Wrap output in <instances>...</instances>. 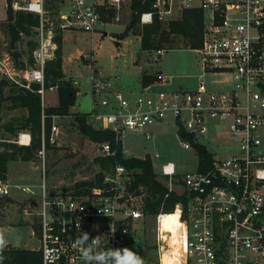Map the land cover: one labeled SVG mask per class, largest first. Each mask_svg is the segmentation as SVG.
I'll return each mask as SVG.
<instances>
[{
  "label": "built area",
  "instance_id": "1",
  "mask_svg": "<svg viewBox=\"0 0 264 264\" xmlns=\"http://www.w3.org/2000/svg\"><path fill=\"white\" fill-rule=\"evenodd\" d=\"M134 1L6 0L7 11L33 13L38 23L33 26V63L24 60L21 67L9 55L2 56L0 79L44 97L45 69L54 57L57 36L65 30H99L110 9L132 13ZM139 1L150 4L140 13V24L156 17L170 21L186 8L203 10V38L197 48L202 72L196 86L168 88L172 77L161 73L137 92L126 91L118 87V75L92 65V110L87 119L114 132L121 142L126 133L153 138L150 127L170 119L185 148L193 149V143L208 147L206 139L229 137L233 146L227 154L208 147L213 153L210 166L201 170L197 164L182 174L181 192L174 189L179 173L175 163L154 162L169 191L187 196L186 203L179 201L174 207L179 210V240L162 226L165 211L153 216L157 264H166L167 256L172 264H264V0ZM34 84L39 87L34 89ZM58 132L53 122L50 143L58 141ZM45 138L43 128V156ZM15 141L30 145L32 134L21 130ZM98 145L102 155L114 153L109 141ZM133 181L132 171L117 163L87 192H48L43 184L39 201L30 200L22 208L24 215L38 218L41 264H87L84 249L93 255L111 248L131 249L137 223L146 217L141 197L131 190ZM9 193V184L0 180V195ZM85 233L89 238L81 244Z\"/></svg>",
  "mask_w": 264,
  "mask_h": 264
},
{
  "label": "rangeland",
  "instance_id": "2",
  "mask_svg": "<svg viewBox=\"0 0 264 264\" xmlns=\"http://www.w3.org/2000/svg\"><path fill=\"white\" fill-rule=\"evenodd\" d=\"M7 15L6 0H0V57L9 55L19 66L20 62L28 60L29 56L33 55L29 43L30 40L34 41L33 27L31 34L21 32L22 38L13 45L7 30ZM105 16L108 18L104 19L99 30L93 32L65 30L62 35V65L66 79L72 82L77 79L80 82L74 84L78 93L76 103L72 107L74 112L88 113L92 110L89 79L92 65L102 68L105 74L118 75L123 85L133 81L131 70L136 68L135 64H138L142 66V73H162L171 76L172 84L168 88H176L181 84L185 87L196 86L198 75L202 72L198 61V47H185L182 39L178 38L174 46L166 48L160 55L156 54V50L143 51L141 35L129 29L131 12L113 10L112 14L108 12ZM16 49L21 54L17 59L13 54ZM10 90L11 86L5 87L4 96L7 97L11 93ZM42 98L46 106L57 104V87L46 89ZM11 104V100L7 98L0 104V138L11 137L15 140L17 136L7 131L6 124L13 117L25 114L27 110L20 107L11 108ZM53 122L59 126L58 141L46 147L45 155H41L37 150L31 159H24L25 162L13 163L11 166L13 178L15 172L28 171L25 182L30 184L26 187L29 194L25 192L24 194L36 198L41 197L43 184L48 192H57L65 187L73 190L78 180L92 179L100 170V165L95 161V157L101 154L98 142L85 136L78 125L72 123L70 117H59L53 119ZM152 128L155 131L153 138H147L143 133H126L122 138L124 155L145 157L149 154L156 165L174 162L179 172L174 179V189L176 192H181L182 174L196 168L197 153L194 148H185L181 145L173 119L153 125ZM23 130L29 131V129ZM206 140L209 141L208 147L211 150L215 152L219 150L223 154H227L233 146L231 139L225 135H220L216 141L213 137ZM156 152L160 153L159 157H155ZM159 179L168 184L164 176H159ZM12 183L15 184L14 180ZM15 190L13 186L12 193ZM0 197L4 198L5 195ZM16 210L18 211V207ZM136 228L130 248L138 253L143 264H157L154 250V256L152 253L149 258L144 257L143 253L149 245H154L156 242L154 217L146 215L145 219L138 221Z\"/></svg>",
  "mask_w": 264,
  "mask_h": 264
},
{
  "label": "trees",
  "instance_id": "3",
  "mask_svg": "<svg viewBox=\"0 0 264 264\" xmlns=\"http://www.w3.org/2000/svg\"><path fill=\"white\" fill-rule=\"evenodd\" d=\"M132 19L129 29L133 33L141 35V48L143 51L153 52L157 49H166L176 44L178 38L182 39L185 47L197 48L202 44L204 31V13L199 7L186 8L179 17L170 21H161L157 17L151 23L139 24L140 13L150 9L149 3H142L135 0L132 4ZM112 14L113 10L108 11ZM108 16H103L107 19ZM7 30L10 33L11 43L16 44L21 38V32L32 33V27L38 23V18L30 12H13L8 11ZM31 51L36 46L32 40L29 41ZM58 46L55 57L47 62L45 69V88L50 89L57 87L58 103L46 106L43 104V98L36 90L25 87H17L9 80L0 79V104L4 99L11 100V108H25L27 112L23 115L15 116L6 124V129L13 136L23 129H29L32 134L30 145L19 144L11 137L0 138V180L6 179L8 164L16 159H31L37 150L42 148V132L45 130V146H50V134L53 121V115L60 117H70L72 123H76L80 131L94 142L109 141L114 153L109 155H98L95 161L100 165V170L92 179L78 180L73 189L75 192L83 193L89 191L94 185L100 183L104 172L111 170L117 163L125 165L134 175V181L131 190L138 196L143 203V208L147 216H154L160 210L165 212L174 211L177 202H187L185 194H178L175 191H169L163 180L159 179V174L155 171V164L152 157L148 154L145 157L124 155L121 141H117L114 132L93 126L87 117V112H74L73 105L77 99V88L73 82L66 79L63 70V52L62 36H57ZM19 58L20 52L16 49L13 53ZM32 54V53H31ZM29 63H33V55L28 58ZM19 66L24 67L25 62H20ZM156 79V73L145 72L142 75V83L146 85ZM11 86V93L4 96L5 87ZM39 84H34L36 89ZM43 113L45 114L43 120ZM189 139L190 137L187 136ZM193 148L197 153L198 167L201 170L207 169L213 159L212 151L205 144L193 143ZM69 189V188H68ZM7 197H0V204ZM33 225L36 232H40V225L37 216L32 217ZM155 251V244L149 245L148 249L143 252L144 257L149 258ZM154 256V253H153ZM0 264H41L42 256L40 250H30L26 248L7 246L0 250Z\"/></svg>",
  "mask_w": 264,
  "mask_h": 264
},
{
  "label": "crops",
  "instance_id": "4",
  "mask_svg": "<svg viewBox=\"0 0 264 264\" xmlns=\"http://www.w3.org/2000/svg\"><path fill=\"white\" fill-rule=\"evenodd\" d=\"M135 67L136 68L131 70L133 73L132 75L134 76L133 81L126 82V85H123L120 81H118V87H121L126 91L133 92H137L141 89L143 84L142 75L145 72L142 73L143 69L141 65L139 66L138 64H135ZM152 127L153 126L150 127V130L155 133ZM21 162H25V160L16 159L10 161L8 164V171L6 174L7 180L5 179V183L9 184L10 193L5 195L8 199L0 204V232H2L5 237L3 248L7 246H14L30 250H39L41 244L39 233L36 232L32 222V217L24 215L22 208L30 200L37 202L40 198L26 195L29 194V190L26 187L30 185L25 182L28 177V171L21 170L20 172H15L14 178L12 177V164ZM21 165L23 166L24 164ZM13 180L15 184L12 183ZM13 186L16 190L12 193ZM24 192L26 194H24ZM17 207L18 211L16 210Z\"/></svg>",
  "mask_w": 264,
  "mask_h": 264
},
{
  "label": "clouds",
  "instance_id": "5",
  "mask_svg": "<svg viewBox=\"0 0 264 264\" xmlns=\"http://www.w3.org/2000/svg\"><path fill=\"white\" fill-rule=\"evenodd\" d=\"M88 238V234L85 233L80 243L83 244ZM4 243V234L0 232V250H2ZM82 257L87 264H93V262H95V264H143V260L138 253L128 247L111 248L95 255L91 253L90 249H84ZM2 259L3 257H0V260Z\"/></svg>",
  "mask_w": 264,
  "mask_h": 264
},
{
  "label": "bare ground",
  "instance_id": "6",
  "mask_svg": "<svg viewBox=\"0 0 264 264\" xmlns=\"http://www.w3.org/2000/svg\"><path fill=\"white\" fill-rule=\"evenodd\" d=\"M25 140H27L25 138ZM178 215H179V210H174L172 212H166L165 215L163 216V220H162V226L164 229L172 231L175 238L177 240L180 239V231H179V226H180V222L178 219ZM164 262L166 264H172V260L170 259L169 256L164 258Z\"/></svg>",
  "mask_w": 264,
  "mask_h": 264
},
{
  "label": "water",
  "instance_id": "7",
  "mask_svg": "<svg viewBox=\"0 0 264 264\" xmlns=\"http://www.w3.org/2000/svg\"><path fill=\"white\" fill-rule=\"evenodd\" d=\"M155 171L160 174L161 173V168L160 167H155ZM64 190H66V187L64 188Z\"/></svg>",
  "mask_w": 264,
  "mask_h": 264
}]
</instances>
